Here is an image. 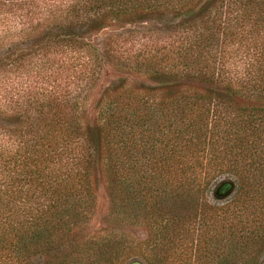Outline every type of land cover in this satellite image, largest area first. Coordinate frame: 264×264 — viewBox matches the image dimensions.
I'll list each match as a JSON object with an SVG mask.
<instances>
[{
	"label": "trees",
	"instance_id": "1",
	"mask_svg": "<svg viewBox=\"0 0 264 264\" xmlns=\"http://www.w3.org/2000/svg\"><path fill=\"white\" fill-rule=\"evenodd\" d=\"M0 19V264H260L264 0H0ZM102 182L144 251L77 235Z\"/></svg>",
	"mask_w": 264,
	"mask_h": 264
},
{
	"label": "rangeland",
	"instance_id": "2",
	"mask_svg": "<svg viewBox=\"0 0 264 264\" xmlns=\"http://www.w3.org/2000/svg\"><path fill=\"white\" fill-rule=\"evenodd\" d=\"M5 24L6 22L0 19V31L6 27ZM143 28L145 27L144 26L141 27V29ZM104 33L107 34L106 31L103 32L102 36L100 35L99 38L95 39V41L98 40L99 42L100 40H102L104 38L103 37ZM149 36L150 34L142 35V34L136 33L131 37V40H132L131 42H136L135 44H137V46L136 45L135 46L137 48L140 46V44L143 45V44L150 43V41H148ZM14 78H15L14 75L13 76L11 75V79L9 81L10 87H8V89L5 92L6 94L5 96L9 98L8 100H11L10 98H15V96L17 95V92L12 86H18L16 83L25 82V79L22 82H19L15 80ZM2 79L3 78L0 77L1 81ZM39 82L40 81H38V83ZM106 85L107 83H104V73H103L102 80L95 87V90H92V92L90 93L89 102L87 106L90 114L92 112L93 105L99 96V93L101 92L102 89L104 90V87H106ZM21 88L24 89V87H21ZM21 88L19 87L17 91L20 90ZM7 93H10V95ZM211 201L215 203L214 199H212ZM218 202H222V201H218ZM147 234L148 232L146 229V225H144V223H139L136 226H129V224H126L123 221H121L120 217L115 216L111 213V210L109 208L108 199L105 194L103 182L99 187V191L96 196L95 204L89 216V219L80 226L77 232V235L82 240H92V239H98V238L104 239L110 235L112 237H115L118 242L121 241L119 243L120 244L123 243V246L125 247H135V246L138 247L139 246L141 247L142 251L145 250V245L142 243L145 242V240H147ZM136 254L134 255V253H131L130 256H132V258L124 261L123 264H145L143 259L140 257H137ZM164 258H167V259L170 258V260H172L174 256L173 254L168 253L164 255ZM260 264H264V255L260 258Z\"/></svg>",
	"mask_w": 264,
	"mask_h": 264
}]
</instances>
